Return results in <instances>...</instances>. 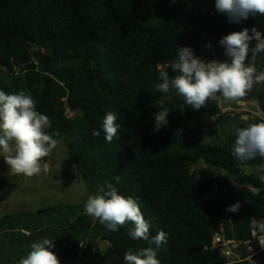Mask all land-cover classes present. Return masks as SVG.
Returning a JSON list of instances; mask_svg holds the SVG:
<instances>
[{"label": "trees", "instance_id": "trees-1", "mask_svg": "<svg viewBox=\"0 0 264 264\" xmlns=\"http://www.w3.org/2000/svg\"><path fill=\"white\" fill-rule=\"evenodd\" d=\"M253 27L264 32V16L229 23L215 11V0H0V90L30 94L51 120L49 133L74 138L68 147L76 155L75 171L94 186L93 194L107 180L138 200L150 238L167 233L160 264H229L213 248L214 236L251 240L252 218L264 220V180L243 171L264 168V159L241 163L231 151L232 122L247 127L257 121L232 117L211 101L199 110H181L183 98L174 92L165 102L169 123L155 133L153 113L161 110L154 106L162 97L159 72L180 47L205 60L226 61L219 41ZM256 66L264 71V53ZM175 74L169 69L170 77ZM258 102L264 105V98ZM108 112L120 125L119 140L112 143L103 131L93 135ZM205 117L214 122L204 141L193 125ZM200 162L228 176L193 169ZM85 202L29 212L27 223L21 215L9 216L0 225L14 235L26 228L29 250L42 236H62L64 243L52 249L61 264L75 263L91 239L107 243L104 264H124L126 251L155 247L132 240L130 222L108 230L85 213ZM235 204L239 211H228ZM257 259L264 264V252Z\"/></svg>", "mask_w": 264, "mask_h": 264}, {"label": "clouds", "instance_id": "clouds-1", "mask_svg": "<svg viewBox=\"0 0 264 264\" xmlns=\"http://www.w3.org/2000/svg\"><path fill=\"white\" fill-rule=\"evenodd\" d=\"M215 11L226 15L229 23L239 24L258 14L264 16V0H215ZM219 44L225 50L226 61L205 60L196 56L192 48L180 47L175 59L159 72L160 83L156 90L162 97L154 106L161 110L153 113L154 133L169 123L165 102L171 101L173 92L183 98L181 110L186 109L184 105L199 110L218 96L226 102L241 104L254 83H264V71H258L256 66L258 56L264 53V32L256 27L244 28L224 36ZM206 47L211 48L212 45ZM169 69L176 74L170 77ZM117 119L115 113L108 112L103 117L101 129L94 131L93 135L99 137L103 131L108 143L119 140ZM51 127L50 118L37 110L33 96L23 90L11 94L0 90V153L6 154L3 158L12 173L33 177L42 171L43 158L60 143L56 138L60 133H49ZM233 130L235 141L231 151L236 160L244 163L256 157L264 159V122L247 127L233 125ZM113 179L119 183L121 178L117 175ZM239 209L240 205L235 204L228 211L238 212ZM84 211L110 231H118L130 222L132 227L127 235L132 240H144L155 245L126 251L124 264H160L157 254L168 243L167 233L161 230L150 238L151 225L136 198L120 194L111 182L105 180L95 194L88 196ZM250 227L253 231L259 229L264 232V220L252 218ZM54 248V240L46 237L33 242L19 264H60L52 251Z\"/></svg>", "mask_w": 264, "mask_h": 264}, {"label": "rangeland", "instance_id": "rangeland-1", "mask_svg": "<svg viewBox=\"0 0 264 264\" xmlns=\"http://www.w3.org/2000/svg\"><path fill=\"white\" fill-rule=\"evenodd\" d=\"M260 96L264 98V83H254L253 87L243 98L250 112L255 111V107L252 106V104L257 103ZM218 99L219 96L209 101L216 103ZM230 106L231 102H226L221 99L220 107H223V109L229 112L232 110ZM239 106H237V108H239ZM213 120V117H211L210 120L209 117H205L204 120H200L199 123L201 124L197 126L199 130L198 134L200 135L199 138L204 141L208 138L209 132L213 128L211 125V123L214 122ZM232 124L236 125L235 122H232ZM220 132L223 133L221 130ZM73 140L74 138L71 136H67L60 140L58 147L47 156L46 160H42V171L33 177H25L12 173L3 158L6 154L0 153V216H4L5 214H19L22 216V221L27 223L26 215L29 212H35L41 208L56 205L80 207L82 203L87 200L88 196L93 194L94 186L90 181L85 180L75 171L76 155L68 147L69 143ZM193 169L203 170L209 177H213L217 174L228 176L224 171L209 167L204 162H200ZM243 171L245 173H255L262 176L264 180V168L262 167L256 169L245 168ZM229 177L231 179L233 178L232 176ZM22 213L24 214L22 215ZM80 215H82V213H79V216ZM18 222H20V220L13 221L14 224ZM45 237H40L38 241ZM46 238L54 240L55 245L64 243V238L62 236ZM85 243V249L88 247L93 248L96 245H99L100 248H105L106 246L104 244L106 242L103 240L91 239ZM99 257L100 254L94 251L89 260L85 259L81 261L80 264H95L99 261Z\"/></svg>", "mask_w": 264, "mask_h": 264}, {"label": "built area", "instance_id": "built-area-1", "mask_svg": "<svg viewBox=\"0 0 264 264\" xmlns=\"http://www.w3.org/2000/svg\"><path fill=\"white\" fill-rule=\"evenodd\" d=\"M219 99L222 98L219 97ZM254 107L255 111L250 112L249 107L243 104L237 109L230 110L229 115L234 117L237 114H241V118L247 119L251 116L257 123L264 122L263 110L258 105H254ZM251 235V240L237 241L218 233L214 236L212 245L213 248H218L220 250L222 256L229 264L244 262L257 264V257L264 252V232H261L259 229L255 231L252 230Z\"/></svg>", "mask_w": 264, "mask_h": 264}, {"label": "crops", "instance_id": "crops-1", "mask_svg": "<svg viewBox=\"0 0 264 264\" xmlns=\"http://www.w3.org/2000/svg\"><path fill=\"white\" fill-rule=\"evenodd\" d=\"M220 101L221 99L217 100L216 102L218 104L219 109L224 113H229L228 111L223 109V107H220ZM243 104H245L244 101L241 104H237V106ZM23 214L24 213H22V215ZM17 215L19 214H14V215L5 214L4 216H0V220L7 222L8 221L7 217L17 216ZM26 219L28 220V215H26ZM4 229L5 228L0 229V264H19L18 259L21 260L22 258L26 257L28 252L30 251L29 243H24L25 239L28 240L26 235L30 233L23 226L21 228V231L17 232V235H14L9 231H4ZM104 244L107 246V243ZM105 248H100L99 245H96L93 248H86V249L85 247H83L82 254H80L79 258L73 264H80V262L85 259L89 260L92 256V252L94 251H97V253L100 254L99 261L95 264H104L102 260V253Z\"/></svg>", "mask_w": 264, "mask_h": 264}, {"label": "water", "instance_id": "water-1", "mask_svg": "<svg viewBox=\"0 0 264 264\" xmlns=\"http://www.w3.org/2000/svg\"><path fill=\"white\" fill-rule=\"evenodd\" d=\"M254 105H258V106L263 110V112H264V105H263V104L257 102V103H253V106H254ZM230 108H232V109L237 108V104H236V103H231ZM247 119H248V118H247ZM200 124H201V123H199V124H198V123H195V124L193 125V127H196V126H198V125H200ZM193 127L189 126V127L187 128V132H190V130H191ZM213 144H215V141L213 142Z\"/></svg>", "mask_w": 264, "mask_h": 264}, {"label": "bare ground", "instance_id": "bare-ground-1", "mask_svg": "<svg viewBox=\"0 0 264 264\" xmlns=\"http://www.w3.org/2000/svg\"><path fill=\"white\" fill-rule=\"evenodd\" d=\"M158 24V23H157ZM241 116V115H240ZM195 128V127H194ZM226 135V134H225ZM76 225H78V224H76ZM101 252V251H100Z\"/></svg>", "mask_w": 264, "mask_h": 264}]
</instances>
